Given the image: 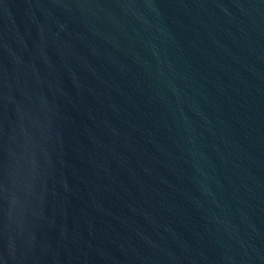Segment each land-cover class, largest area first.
Segmentation results:
<instances>
[{
	"label": "water",
	"instance_id": "1",
	"mask_svg": "<svg viewBox=\"0 0 264 264\" xmlns=\"http://www.w3.org/2000/svg\"><path fill=\"white\" fill-rule=\"evenodd\" d=\"M0 264H264V0H0Z\"/></svg>",
	"mask_w": 264,
	"mask_h": 264
}]
</instances>
